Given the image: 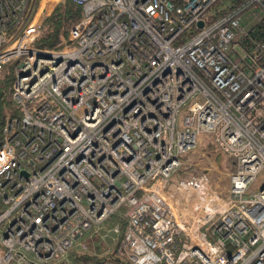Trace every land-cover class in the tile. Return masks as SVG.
I'll return each instance as SVG.
<instances>
[{"label": "built area", "instance_id": "built-area-1", "mask_svg": "<svg viewBox=\"0 0 264 264\" xmlns=\"http://www.w3.org/2000/svg\"><path fill=\"white\" fill-rule=\"evenodd\" d=\"M61 1L0 0V264H264V44L239 20L264 0H70L65 45L39 48ZM203 135L226 197L173 178Z\"/></svg>", "mask_w": 264, "mask_h": 264}, {"label": "trees", "instance_id": "trees-1", "mask_svg": "<svg viewBox=\"0 0 264 264\" xmlns=\"http://www.w3.org/2000/svg\"><path fill=\"white\" fill-rule=\"evenodd\" d=\"M241 1L243 0H230L229 4L226 5V8L220 10L219 13L222 14L225 11L233 9L234 7L239 5ZM219 4L220 2H217L215 7H217ZM81 16L82 12L79 6L75 5L70 0H62L56 7L53 15L43 21L41 25V35L40 38L36 41L35 45L39 48L46 49L61 48L65 45L69 30L80 20ZM243 40L245 49L247 51H250L255 44H264V16L259 18L258 21H256V23L247 30V36L244 37ZM9 63L5 64L2 70L0 71V141L1 128L4 119L8 115L16 114V107L14 106L11 99L12 84L14 81V65L16 63ZM204 136H208L209 139H207V141L204 143L201 142V138L198 145L200 146L203 144V147L198 146L199 149H208L210 153H213V155L217 157L220 156L221 159V155L223 154H221V152L214 145L211 137L209 135H203L202 137ZM195 149L181 156L182 161H189L188 159H190V155H192L194 152L197 153L198 150ZM223 156L225 158V155ZM229 167L231 169L233 168L232 163L229 165ZM178 172L179 174H182L184 173V170H178L177 174ZM208 173H206L207 177ZM2 209L3 206L0 197V212L2 211ZM111 219L122 223V225L124 223L122 218L118 215H114Z\"/></svg>", "mask_w": 264, "mask_h": 264}, {"label": "rangeland", "instance_id": "rangeland-1", "mask_svg": "<svg viewBox=\"0 0 264 264\" xmlns=\"http://www.w3.org/2000/svg\"><path fill=\"white\" fill-rule=\"evenodd\" d=\"M226 2L227 0H223L222 3L217 6V9L224 7L227 4ZM259 18L260 14L252 8L247 9L245 12L239 15L240 24L246 29H249L252 25H254ZM9 64H12V62ZM186 114L187 107L185 106L177 114V129L181 128L182 119ZM201 138V142L204 143L207 141V139H209L208 136H201ZM198 146L199 145L196 147ZM199 147H203V144ZM199 147L195 149L198 150L197 153L194 152L192 155H190V159H188L189 161H182V166L178 170H184V173L179 174L178 172L177 174L176 172L173 177L174 180H191L193 178H199L204 172H209L208 180L210 184L221 197H226L229 186V176L232 172L229 165L232 162L230 159H226V156L224 158V156L221 155L220 159V156H214L213 153L208 151V149H199ZM263 184L264 170L258 174L256 180L250 186L248 194L256 192Z\"/></svg>", "mask_w": 264, "mask_h": 264}, {"label": "water", "instance_id": "water-1", "mask_svg": "<svg viewBox=\"0 0 264 264\" xmlns=\"http://www.w3.org/2000/svg\"><path fill=\"white\" fill-rule=\"evenodd\" d=\"M199 26H202V23H200Z\"/></svg>", "mask_w": 264, "mask_h": 264}, {"label": "crops", "instance_id": "crops-1", "mask_svg": "<svg viewBox=\"0 0 264 264\" xmlns=\"http://www.w3.org/2000/svg\"><path fill=\"white\" fill-rule=\"evenodd\" d=\"M227 159H228V157H226ZM229 160V159H228ZM231 170H233V169H231Z\"/></svg>", "mask_w": 264, "mask_h": 264}]
</instances>
